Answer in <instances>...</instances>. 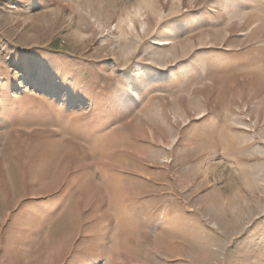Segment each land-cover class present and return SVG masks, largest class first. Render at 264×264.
Listing matches in <instances>:
<instances>
[{
    "label": "rangeland",
    "instance_id": "rangeland-1",
    "mask_svg": "<svg viewBox=\"0 0 264 264\" xmlns=\"http://www.w3.org/2000/svg\"><path fill=\"white\" fill-rule=\"evenodd\" d=\"M220 1L0 0V264H264V0Z\"/></svg>",
    "mask_w": 264,
    "mask_h": 264
},
{
    "label": "bare ground",
    "instance_id": "bare-ground-1",
    "mask_svg": "<svg viewBox=\"0 0 264 264\" xmlns=\"http://www.w3.org/2000/svg\"><path fill=\"white\" fill-rule=\"evenodd\" d=\"M220 4L224 7V8H228L229 7V5L231 4V2L229 1V0H221L220 1ZM241 12V11H240ZM244 21V19L243 18H241V21L240 22H243ZM99 22V21H98ZM99 26V25H98ZM146 26V25H145ZM131 28H132V26H130ZM144 27V26H143ZM100 28H102V27H100Z\"/></svg>",
    "mask_w": 264,
    "mask_h": 264
}]
</instances>
